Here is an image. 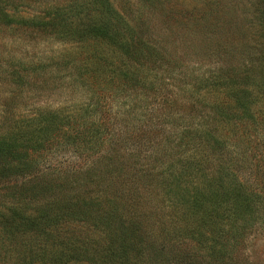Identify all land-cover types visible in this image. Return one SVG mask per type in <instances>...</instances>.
<instances>
[{"label":"rangeland","instance_id":"rangeland-1","mask_svg":"<svg viewBox=\"0 0 264 264\" xmlns=\"http://www.w3.org/2000/svg\"><path fill=\"white\" fill-rule=\"evenodd\" d=\"M95 1L7 0L3 8L13 16L32 18L50 13L52 9L72 6L71 16L75 22L79 20L78 24L87 15L94 18L99 14L98 9L102 5L94 4ZM106 1L119 16L117 19L124 25V32L140 39L161 56L155 70L141 69L140 76L146 78V83L136 93L140 108L148 107L153 113L157 111L154 120L158 119L160 126L154 124L151 134H148L140 126V121L127 119V124L120 114L123 112L121 99L112 98L101 90L98 94L103 98L101 107L105 112L102 119L112 127L100 143L98 152L89 151L76 156L62 152L47 156L44 171L57 177L76 173L80 169L81 173L93 162L96 167H101L104 163L102 158L119 159L124 163L123 169L108 177L113 182L110 189L105 190L102 182L92 183L86 188H78L75 195L85 196L88 193L102 201L117 197L123 198L124 202L135 203L138 209L133 213L145 216L143 227L146 232L143 231L142 236L152 244L166 248L173 240H167L163 232L157 237V232L160 227L165 228L171 219L170 204L162 198L165 192L162 190L168 183V174L165 173L168 161L174 160L169 156L167 163L159 166L154 157L157 156L156 150L160 149L159 145L166 141L172 146L178 144L186 126L211 129L221 135L220 139L228 144L232 171L246 187L263 195L264 0ZM72 41L66 39L61 42L28 30L0 25V138L9 137L7 133H11L15 126H23L28 117L46 109L81 118L87 95L82 91L80 76L83 74L86 79V76H93V81L98 80V73L89 71L93 53L96 52L93 44ZM98 48L107 50L104 45ZM84 64H87L85 73L80 69V75L69 77L79 72L77 67ZM12 69L22 71L26 76L24 81L11 78ZM109 76L101 75L100 79H105L103 82L106 83L110 80ZM247 76L260 88L259 91V88L250 87L252 107L249 116L240 122L236 119L222 120V111L230 114L231 82H239ZM214 81L213 88L203 87ZM105 87L103 83L102 88ZM127 104L131 103L127 100ZM130 127L136 130L131 133L128 131ZM202 148V152L209 155L208 160L218 158L208 152L205 145ZM174 149L166 145L159 153L167 155ZM238 155H241V161L237 159ZM9 180L11 178L0 179V213L3 214L10 206L8 201L2 200L3 196L10 194V190L5 191L8 185H12L7 184ZM19 183L20 180L14 184ZM55 195H58L57 192L53 193V197ZM26 205H29L28 213L34 214L36 205ZM52 236L54 240L45 243V238L38 231L10 229L0 222V264H53L54 259L62 257L60 263L63 264H90L86 258L99 259L106 241L104 233L83 222L58 226ZM67 244L77 251L66 252L69 249ZM59 245H64L65 250ZM74 252L89 255H80L77 260L64 256ZM236 252L240 264H264L263 229H252Z\"/></svg>","mask_w":264,"mask_h":264},{"label":"trees","instance_id":"trees-1","mask_svg":"<svg viewBox=\"0 0 264 264\" xmlns=\"http://www.w3.org/2000/svg\"><path fill=\"white\" fill-rule=\"evenodd\" d=\"M5 3L7 0H0V25L4 28L17 27L61 42L72 39L71 43L93 44L96 53H93L89 71L97 72L98 80L93 81V76H86L91 80L83 78L80 69L85 73L87 64L77 67L79 72L69 75L74 78V75L81 74L82 91L87 95L81 118L46 109L28 117L20 129L15 126L11 133H7L9 137L0 138V179L11 178L7 184H12L4 189L10 190V194L3 196L2 200L8 201L10 206L6 208V214L0 213V222L10 229L38 231L45 238V243L54 240L53 231L58 226L73 222L89 223L104 233L106 239L99 259L86 258L90 264H240L235 256L238 246L252 229L259 227L264 231V186L262 195L239 181L231 169L233 164L230 163L227 141L220 139L221 135L218 136L216 131L186 126L178 144L172 146L166 141L155 152L154 161L159 166L167 163L169 156L174 160L168 161L165 169L169 187L165 185L162 190L165 191L162 198L170 204L171 219L157 232V237L163 232L167 240H173L166 248L152 244L142 236L143 231L146 232L143 227L145 216L133 213L138 209L135 203L124 202L123 198L117 197L102 201L98 196L85 192V196L75 195L78 188H86L92 183L102 182L105 190L110 189L113 182L108 177L123 169L124 163L119 159L102 158L104 163L101 167H96L93 162L81 173L80 169L76 173L55 177L54 173L45 172L43 164L47 156L62 152L74 156L98 152L100 143L112 127L102 119L105 112L101 107L103 98L98 94L101 90L112 98L121 99L123 112L120 114L127 124V119L140 121V126L148 134H151L154 124L159 127L158 119L154 120L157 111L153 113L148 107L140 108L136 93L146 83V78L140 76L141 69L155 70L161 56L140 39L124 32V25L117 19L119 16L106 0L95 1L94 4H101L104 9L99 8L97 16L87 15L78 24L79 20L75 22L71 16L72 6L24 18L13 16L3 8ZM102 45L106 51L98 50ZM13 69L9 76L19 82L24 81L26 76L22 71ZM101 75H110V80L103 82L105 79H100ZM250 79L247 76L239 82H231L230 105L233 112L231 109L230 114L222 111V120L236 119L240 122L249 116L252 107L250 87L259 88L252 79L253 84L250 83ZM70 81L73 82L72 79ZM103 83L105 88H102ZM215 83L210 82L203 87L213 88ZM164 115L166 117V113ZM92 118V122L86 124ZM233 129L236 130L235 127ZM134 130L130 127L128 131L132 133ZM166 145L169 149L175 148L174 151L167 155L159 153ZM204 145L208 152L218 156L216 160H208L209 155L202 152ZM236 157L241 161V155ZM18 180L19 185L14 184ZM55 192L58 195L53 197ZM26 204L36 205L34 214L28 213L29 205ZM59 246L65 250L64 245ZM74 250L77 251L74 246H69L65 251ZM78 252L65 253L64 256L77 260L80 255H89ZM62 260L63 257L54 259L53 264H63L60 263Z\"/></svg>","mask_w":264,"mask_h":264}]
</instances>
